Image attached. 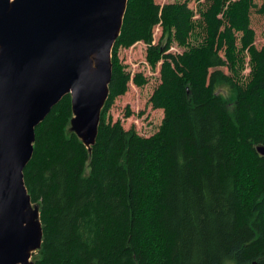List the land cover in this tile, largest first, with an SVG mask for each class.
Wrapping results in <instances>:
<instances>
[{
	"label": "trees",
	"instance_id": "trees-1",
	"mask_svg": "<svg viewBox=\"0 0 264 264\" xmlns=\"http://www.w3.org/2000/svg\"><path fill=\"white\" fill-rule=\"evenodd\" d=\"M258 1L128 0L95 145L72 130L71 95L35 130L24 171L43 226L35 264H264ZM138 43L160 70L149 103L164 117L150 137L109 116L131 82L148 84L119 56ZM174 45L184 51L172 53Z\"/></svg>",
	"mask_w": 264,
	"mask_h": 264
},
{
	"label": "water",
	"instance_id": "water-1",
	"mask_svg": "<svg viewBox=\"0 0 264 264\" xmlns=\"http://www.w3.org/2000/svg\"><path fill=\"white\" fill-rule=\"evenodd\" d=\"M128 0H0V264H35L40 208L24 171L36 128L66 96L72 130L95 145ZM264 157V146H258ZM35 206V207H33Z\"/></svg>",
	"mask_w": 264,
	"mask_h": 264
},
{
	"label": "rangeland",
	"instance_id": "rangeland-1",
	"mask_svg": "<svg viewBox=\"0 0 264 264\" xmlns=\"http://www.w3.org/2000/svg\"><path fill=\"white\" fill-rule=\"evenodd\" d=\"M160 5L167 3L180 1L185 2L186 0H155ZM259 4L262 0L258 1ZM189 6L192 9H196V3L194 1L189 2ZM252 28L256 33L255 45L261 49L264 47V17L257 14L255 11L252 13ZM161 27L155 28V41H159L161 37ZM146 50L147 45L144 43H138L130 49H123L120 51V59L125 64L127 71L131 72L134 77L135 74L141 72L148 78V84L144 87H138L131 82L129 84L128 92L119 97L109 112L114 122L121 121L124 128L129 130L135 128V130L142 136L150 137L154 135L163 120V110H155L149 103V100L159 84V67L156 70H152L146 62ZM184 50L176 45L171 49L172 53H181ZM247 65L244 71V76H247L250 72L249 58L246 59ZM225 71L228 72L227 69ZM130 115L128 116V113ZM35 207V206H33ZM38 252L33 254L32 261L36 257Z\"/></svg>",
	"mask_w": 264,
	"mask_h": 264
}]
</instances>
